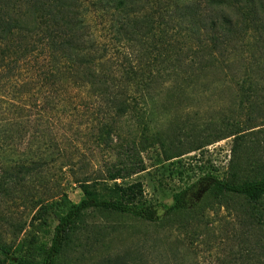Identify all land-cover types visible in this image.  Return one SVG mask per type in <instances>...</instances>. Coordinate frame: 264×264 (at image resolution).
<instances>
[{"label": "trees", "instance_id": "obj_1", "mask_svg": "<svg viewBox=\"0 0 264 264\" xmlns=\"http://www.w3.org/2000/svg\"><path fill=\"white\" fill-rule=\"evenodd\" d=\"M189 91L228 95L220 112H264V0H0V191L12 189L2 174L13 171L70 177L82 193L73 203L56 186L34 202L35 217L53 215L57 225L42 253L22 248L12 264H62L77 226L93 213L171 223L196 216L207 198L264 199V125L254 126L251 114L244 127L227 116L183 139L173 132L116 153L106 147L126 112L202 98ZM77 112H92V143L116 161L95 170L75 161L79 142L65 135L78 133ZM227 138L233 181L207 173L170 204L155 205L143 200L139 182L108 185L144 172L142 154L154 146L169 161Z\"/></svg>", "mask_w": 264, "mask_h": 264}, {"label": "rangeland", "instance_id": "obj_2", "mask_svg": "<svg viewBox=\"0 0 264 264\" xmlns=\"http://www.w3.org/2000/svg\"><path fill=\"white\" fill-rule=\"evenodd\" d=\"M232 90L237 96L238 90L234 87ZM199 94L187 92L188 98L202 97L193 102L178 98L158 101L156 109L150 104L146 112L140 104L119 118L118 129L106 147H112L116 153L144 136L173 132L183 139L189 135V129L208 127L211 122H220L227 116L244 127L251 114L254 126L264 125V112H220L228 106V95L209 91ZM90 113H75L72 119L78 125V133L69 132L65 138L79 142L75 161L87 165V170L92 167L95 170L104 162L116 160L114 152L92 143V128L96 127V122H90L94 117ZM232 144L233 138H227L169 161H165L154 146L142 154L144 172L108 185L114 188L139 182L145 202L170 204L177 193L207 173L219 180L233 181V170L229 167ZM2 175L12 189L0 191V264H12L20 257L22 248L32 246L42 253L49 246L57 225L53 215L37 219L34 202L41 196H50L56 186H60L73 203L80 201L82 193L70 177L31 178L13 171ZM53 187L56 188L53 190ZM77 228V240L65 252L62 264H252L260 258L264 260V199L250 203L235 196L219 200L207 198L196 216L183 214L171 223L147 224L126 216L93 213L84 216ZM1 249L7 250V255L1 254Z\"/></svg>", "mask_w": 264, "mask_h": 264}]
</instances>
